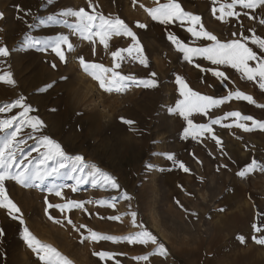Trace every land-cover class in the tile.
I'll list each match as a JSON object with an SVG mask.
<instances>
[{
	"label": "rangeland",
	"instance_id": "1",
	"mask_svg": "<svg viewBox=\"0 0 264 264\" xmlns=\"http://www.w3.org/2000/svg\"><path fill=\"white\" fill-rule=\"evenodd\" d=\"M177 2L185 11L199 16L204 28L221 41L239 39L247 44L254 33L264 36V7L247 9L237 4L234 11L238 15L220 18V5L231 0ZM91 3L97 6L95 12L124 20L136 33L148 60L145 67L124 53L125 59L119 61L121 68L117 71L138 79H155L158 86H132L123 94H109L83 71L79 57L111 67V51L132 44L130 37L113 36L105 50L97 39L93 54V44L73 33L75 17L61 15L69 8H84L94 14L88 7L89 0H0V47L9 52L0 56V75L11 73L15 81L14 85L0 82V108L23 97L21 103L32 109L27 115L44 123L37 132L30 127L21 129L17 138L25 143L20 146L22 151L17 153L16 163L32 161L29 167L36 166L44 151L39 146L42 135L60 143L69 157L81 155L85 159L83 172H74L76 165L69 159L57 175L43 181L27 186L5 181L7 195L20 208L25 223L21 225L7 209L0 208V229L4 232L0 236V264H42L21 237L24 226L73 264H264V245L253 240L254 236H264V171L256 170L243 178L237 175L253 160L264 165V131L246 132L235 126V118L223 119L225 113L239 111L264 120V108L232 99L207 115L194 113L189 117L194 124L221 118L220 124L212 125L214 134L222 141L220 146L208 133L195 139L191 135L185 138L187 121L169 111L177 100L183 99L176 76L183 77L192 90L202 95L220 98L239 89L253 96L258 104H264V98L256 93L258 84L243 79L230 66L212 65L202 57H194L191 64L184 60L183 53L168 39L169 33L189 46H206L210 42L193 37L187 31L191 26L188 21L165 25L152 20L140 5L154 7L155 0H136L135 4L133 0ZM50 16L52 20L48 19ZM136 22L146 28L136 27ZM196 28L199 30V25ZM59 35L68 36L73 45L71 51L64 48L65 61L51 48L44 49L47 41ZM250 66L254 67V63L250 62ZM211 69L224 71L229 79H218ZM23 112L21 106L0 112V120L17 118L8 132L15 131ZM121 117L134 123L128 125ZM244 123L251 126V121ZM34 147H39V152L32 151ZM167 154H172L177 163L167 159ZM179 162L190 171L184 172ZM92 164L114 177L119 187L104 184L99 176L93 184ZM53 166V161L47 162L48 168ZM12 171L19 169L13 167ZM77 176L85 177L84 182L77 184ZM61 185L62 197L49 192V188ZM46 199L53 205L76 200L85 202V206L63 213L49 208L46 214ZM99 200L107 203L100 205L96 203ZM132 212L137 214L138 225H143L164 245L166 255H150L156 251L151 243H81V233L87 235L86 230H74L65 219H71L77 228L84 224L103 234L124 236L139 230L133 227ZM48 215L61 223L53 222ZM114 215L121 219L107 218ZM254 224L261 232L254 230ZM238 236L245 238L243 243ZM100 251L114 256L101 260L93 255ZM144 255H148L147 261L134 259Z\"/></svg>",
	"mask_w": 264,
	"mask_h": 264
},
{
	"label": "snow or ice",
	"instance_id": "2",
	"mask_svg": "<svg viewBox=\"0 0 264 264\" xmlns=\"http://www.w3.org/2000/svg\"><path fill=\"white\" fill-rule=\"evenodd\" d=\"M215 2V0H214ZM136 3V0H133V4ZM240 5L243 8L247 9H256L257 7H264V0H231L230 3H224L220 5V11L223 16H234L238 15L234 11L236 5ZM89 8L93 9L94 14H90L84 8L76 9H66L61 15L62 16H71L75 17V23L72 25L73 33L78 34L81 38L90 41L93 44V54L95 55V44L96 40H99V43L104 46L105 50L109 49V40L113 36H125L130 37L132 44L127 48H117L115 51H111L112 57V66L106 67L102 63H91L87 62L83 56L79 57V63L83 71L89 75L94 81L99 85V88L105 93H116L123 94L132 86H143L145 88H155L157 87V81L155 79H138L134 75H124L117 69L121 68V63L125 59L124 53H127L128 57H133L138 59L139 63L148 66V60L144 55L142 45L140 44L136 33L133 29L125 23L119 16L116 17H105L101 13L95 12V7L91 0L88 4ZM140 7L144 8L145 12L151 17L152 20L158 21L161 24H171L175 21H188L191 25L187 28V31L192 34L196 39H201L208 41L206 46H189L185 42L181 41L176 35L169 33L168 39L176 46V49L183 53V58L188 63L194 62V57H202L211 62L212 65H226L231 68L236 69L242 74V78L248 81H255L259 88L264 91V59H260L256 52L253 51L251 47H248L246 44L241 43L239 39L221 41L215 34L207 31L201 23V18L197 15H194L190 12L185 11L181 4L177 0H166L165 3H160V0H155L154 7H145L141 4ZM215 14L216 9H213ZM0 13V17H2ZM49 20H52L53 17H48ZM261 23L264 24V19L261 20ZM196 25H199V30H197ZM136 27L146 28V25L140 22H136ZM252 44L257 45L261 50H264V38L256 35L255 33L251 37ZM39 43V42H37ZM67 48L69 51L72 50L73 45L69 41L68 36L59 35L53 39L47 41L44 45V49L51 48V50L60 58L61 61H65L64 48ZM133 53L136 55L133 56ZM9 54L6 47H0V56H7ZM255 61V66H250V62ZM55 67V65H53ZM196 67H200L199 64H196ZM203 70V69H202ZM212 74L221 79L222 81H227L229 77L224 71L218 69H211ZM152 77H155V73L150 74ZM0 82H5L8 84H15L14 79L12 78L11 73H5L0 75ZM176 83L179 85V91L183 99L177 100L175 107L170 108L169 111L173 113H178L181 117L187 121L188 127L184 129L185 138L189 135L195 139L198 135L203 133H208L213 140H215L217 146H220L222 141L214 134L212 125L220 124L221 118L210 119L207 124H194L193 120L190 119L194 113H203L207 115L209 111L213 108H218L221 104H224L232 99L244 100L249 104H255L257 107L264 108V104H258L253 96L240 91L239 89L230 90L226 96L220 98H214L210 95H202L198 91L192 90L189 87L186 80L181 76H176ZM46 87H51L47 85ZM23 97H20L14 104L8 105L5 108H0V112L8 111L11 107L21 106L24 108V112L21 113V120L18 124L15 125V131L8 132V129L13 128V123L17 119L13 116L11 119L0 120V133H5V135L0 136V208L8 210V214L12 219H18L21 225H24L23 215L21 214L20 208L9 198L5 188V181L14 180L16 183L27 186L30 182L43 181L48 176L57 175L61 169L65 168L67 164L65 163L71 159L76 165L73 167L74 172H83L85 159L81 155H76L74 157H69L60 143H58L53 138L42 135L39 137V146L44 149L41 155V159L34 167H29L32 161L24 163V160H21L20 163H16L17 153L22 151L21 145L25 143L23 139H18V134L20 133L23 127H30L33 132L39 131L44 127V123L36 116H28L27 113L32 111L30 106L24 105L21 103ZM230 117L235 118V126L241 128L243 131L250 132L254 129H259L264 131V120H257L250 115H243L239 111H229L225 113L223 119H228ZM124 123L132 125L134 121L124 119L121 117ZM251 121V126L244 123ZM231 127V125H225ZM29 138H32L29 135ZM32 151L39 152V147H34ZM30 155V153H29ZM27 159V157H25ZM167 159L173 160L174 163H177L172 154H167ZM53 161L54 166L51 168L47 167V162ZM13 167L19 169V171H12ZM179 167L184 172H189L190 169L184 165L183 162H179ZM226 167V165H225ZM91 174L93 175V184L96 183L95 177H102L104 184L109 185L113 188H118L119 184L114 177L108 173L102 172L95 164L91 165ZM260 170L264 171V165L258 164L256 160H253L249 165L240 170L237 175L241 178L246 177L248 174L253 171ZM77 184L84 182L85 177L77 176L74 177ZM62 185L54 186L49 188V192H54L56 196L62 197ZM73 191H76V187L73 186ZM126 199L128 197H125ZM47 207L45 209L46 214H48L49 208H57L63 213L66 210L71 211L72 209H82L85 206V202L76 201V200H67L63 204H51L48 203L47 199L45 200ZM91 203V201H88ZM96 203L104 205L107 203L104 200H99ZM179 203V201H177ZM110 207L115 208L114 203L109 204ZM223 211V209H221ZM20 214V215H15ZM132 217L133 227H138L139 230L129 233L124 236L108 235L97 232L91 228H88L87 225L80 224L79 227L73 223L71 219L67 220L69 225H72L73 229L80 231V229H85L87 235L81 233L80 242L84 243L85 241L89 243H99L100 241H111L113 243L126 241L129 244H143L147 245L151 243L156 246V251L152 254L166 255V249L163 244H160L157 241V238L143 225H138L136 220V213H130ZM195 215V213H193ZM50 220L60 224V220H56L51 215H48ZM113 221H119L121 217L119 215H114L107 217ZM253 228L256 232H261V228L257 225H253ZM4 232L0 229V236H3ZM21 237L24 240L25 244L29 249L32 250L42 261V264H73L68 257L62 255L55 247L50 244L42 243L32 232L24 226L22 229ZM238 240L241 243L244 242L245 238L243 236H238ZM255 243L264 245V236L260 238L253 237ZM94 256H98L101 260L105 258L112 259L114 254L108 251L93 252ZM136 260H148V255L134 257Z\"/></svg>",
	"mask_w": 264,
	"mask_h": 264
},
{
	"label": "crops",
	"instance_id": "3",
	"mask_svg": "<svg viewBox=\"0 0 264 264\" xmlns=\"http://www.w3.org/2000/svg\"><path fill=\"white\" fill-rule=\"evenodd\" d=\"M262 38H264V36H262ZM248 47H251L253 49V51L256 52L257 56L260 59H264V50H261L257 45L252 44L251 40L247 42L246 44ZM252 63H254V66L256 64L255 61H252ZM256 93L260 98H264V91H262L259 86L256 88Z\"/></svg>",
	"mask_w": 264,
	"mask_h": 264
}]
</instances>
